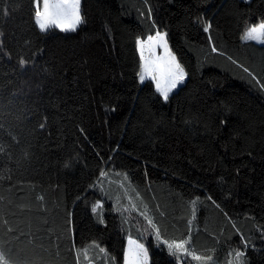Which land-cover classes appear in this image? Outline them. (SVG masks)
Segmentation results:
<instances>
[{
  "label": "trees",
  "instance_id": "16d2710c",
  "mask_svg": "<svg viewBox=\"0 0 264 264\" xmlns=\"http://www.w3.org/2000/svg\"><path fill=\"white\" fill-rule=\"evenodd\" d=\"M111 3L81 0L74 31L41 32L32 0H0V250L123 264L129 237L177 264L151 219L219 264H264V43L241 39L264 0ZM156 31L186 73L167 102L138 75L136 40Z\"/></svg>",
  "mask_w": 264,
  "mask_h": 264
},
{
  "label": "snow or ice",
  "instance_id": "6c2138e0",
  "mask_svg": "<svg viewBox=\"0 0 264 264\" xmlns=\"http://www.w3.org/2000/svg\"><path fill=\"white\" fill-rule=\"evenodd\" d=\"M41 2L43 5L42 8ZM80 2L81 0H32V4L36 9L34 17L36 19L40 31L44 32L52 27H55L61 31H74L76 26L82 22V17L79 12ZM149 16H151V12H149ZM210 28V23H204V32H209ZM241 39L255 40L260 43H264V19H262L259 23L253 24L248 27L245 32V35L242 36ZM136 44L141 60L142 72L138 74L140 81L143 82L146 76H150L151 79L155 81V87L157 92L160 94L163 100L167 102L170 93L185 80L186 73L184 71V68L176 61L175 56L172 55L170 50H168L166 33L156 31L154 35H148L146 39L138 37L136 40ZM157 47H163L167 51L166 61L162 60V62L156 63L150 58H145V48L148 49L149 54L151 56L154 54V50ZM212 51L217 52L218 50L215 46H213ZM229 59H231V57H229ZM233 62L235 63V61ZM241 67L243 66L241 65ZM243 71L252 76L254 80L256 79V77L249 71L248 68L244 67ZM260 86L261 88H264V84H261ZM43 127L44 125L41 124V128ZM106 176L107 173L104 170H101L100 179L102 180ZM126 178L127 175L125 174V179ZM208 199L211 200V196H209ZM213 203H215V201H213ZM192 204L193 206H195L196 201L193 200ZM102 206V202L98 201L97 204L92 207L93 214L97 212L98 208H102ZM216 207H219V205H216ZM114 210L119 211L120 209L115 208ZM141 215L145 214L141 213ZM161 215H163V213H161ZM193 215H195V211H193ZM99 223H106L103 218V215H101ZM148 224L151 225L152 228L155 230L156 237L158 240H160V243L167 246L169 255L175 256L177 264H186L188 257H191V259L195 261L212 260V256L210 255L200 256L197 255L194 251H189L186 245H188L191 240L190 232L185 239H181L179 241L173 240L169 242L168 240L161 239L160 229L156 227V225L151 219H148ZM233 227H235V225H233ZM241 241L244 247L246 248L249 244V241L246 240L243 236L241 237ZM132 243L135 242L133 241ZM100 251L104 252L105 249L101 248ZM126 255L131 256L133 258L132 264H144L145 259L147 257V250L145 249L144 245L136 244L135 248L128 251ZM235 255L238 260V264H244L242 258L245 256V253L243 251L237 250ZM0 264H9V261L2 250H0ZM77 264H79V259L77 260Z\"/></svg>",
  "mask_w": 264,
  "mask_h": 264
},
{
  "label": "rangeland",
  "instance_id": "374dc122",
  "mask_svg": "<svg viewBox=\"0 0 264 264\" xmlns=\"http://www.w3.org/2000/svg\"><path fill=\"white\" fill-rule=\"evenodd\" d=\"M245 1H248V0H245ZM103 2H106L107 4H108V6L109 5H112V3H111V0H103ZM43 7V5H42V2H41V8ZM77 27V26H76ZM57 29V28H56ZM68 31H71V30H68ZM245 35V34H244ZM252 41H254V42H256V43H260V42H258V41H255V40H252ZM167 48H168V45H167ZM168 50H170L169 48H168ZM139 52V51H138ZM172 53V52H171ZM140 55V54H139ZM173 55V54H172ZM145 58L146 59H151V60H153V61H155L156 63H160V62H162V60H164V61H166L167 60V51L163 48V47H157V48H155V50H154V54L153 55H151L150 56V54H149V51H148V49L147 48H145ZM142 72V70H140V73ZM139 73V74H140ZM185 79H186V77H185ZM140 80V79H139ZM146 80H151L152 82H153V84H154V86H155V81H153L152 79H151V77L150 76H146V78H145V80L144 81H146ZM143 81V82H144ZM141 82V81H140ZM143 82H141V83H143ZM184 82V81H183ZM182 82V83H183ZM162 83H163V81H162ZM182 83H180L178 86H180ZM156 88V87H155ZM178 88V87H177ZM176 88V89H177ZM176 89H174V90H176ZM173 90V91H174ZM172 91V92H173ZM171 92V93H172ZM170 93V94H171ZM135 242V243H132V242ZM136 244H141L140 242H138V241H136V240H134V239H131V238H127L126 239V246H125V251H124V263L123 264H132V262H133V258L131 257V256H128V255H126V253L128 252V251H130L131 249H133V248H135V246H136ZM143 245V244H142ZM145 247V246H144ZM146 249V248H145ZM190 259H191V257H189ZM200 261H202V260H200ZM205 261V260H204ZM148 262H149V255H148V252H147V257H146V259H145V262H144V264H148ZM198 262V261H197ZM207 263L206 264H219L218 262H215V261H213V260H211V261H206Z\"/></svg>",
  "mask_w": 264,
  "mask_h": 264
}]
</instances>
